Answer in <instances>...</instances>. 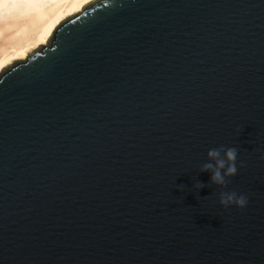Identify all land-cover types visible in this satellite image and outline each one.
I'll list each match as a JSON object with an SVG mask.
<instances>
[{
    "label": "water",
    "instance_id": "95a60500",
    "mask_svg": "<svg viewBox=\"0 0 264 264\" xmlns=\"http://www.w3.org/2000/svg\"><path fill=\"white\" fill-rule=\"evenodd\" d=\"M0 264H264V0H90L3 66Z\"/></svg>",
    "mask_w": 264,
    "mask_h": 264
},
{
    "label": "bare ground",
    "instance_id": "6f19581e",
    "mask_svg": "<svg viewBox=\"0 0 264 264\" xmlns=\"http://www.w3.org/2000/svg\"><path fill=\"white\" fill-rule=\"evenodd\" d=\"M90 0H0V69L45 42L52 28Z\"/></svg>",
    "mask_w": 264,
    "mask_h": 264
},
{
    "label": "clouds",
    "instance_id": "9594fccd",
    "mask_svg": "<svg viewBox=\"0 0 264 264\" xmlns=\"http://www.w3.org/2000/svg\"><path fill=\"white\" fill-rule=\"evenodd\" d=\"M219 155L220 153L216 149L209 150L208 152V156L213 159L219 157ZM236 156H237L236 149L229 148L226 150L225 158L228 164H227L226 171L224 172L223 175L221 174L219 169L225 168V160H219V159L217 160V164H216L217 170L213 172L212 177H211V180L214 183L224 184L225 176H233L236 174L237 172V169L235 166ZM212 167H213L212 164H205L202 170H210ZM196 187L199 188V187H202V185L197 184ZM220 204L225 207L230 206V205H235L238 208H244L247 205V199L243 195L238 196L235 192L224 193L221 195Z\"/></svg>",
    "mask_w": 264,
    "mask_h": 264
}]
</instances>
